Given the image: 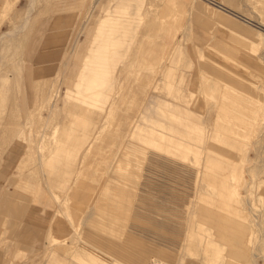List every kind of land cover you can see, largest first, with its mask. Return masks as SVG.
Segmentation results:
<instances>
[{
    "label": "rangeland",
    "instance_id": "1",
    "mask_svg": "<svg viewBox=\"0 0 264 264\" xmlns=\"http://www.w3.org/2000/svg\"><path fill=\"white\" fill-rule=\"evenodd\" d=\"M152 257L264 264V0H0V264Z\"/></svg>",
    "mask_w": 264,
    "mask_h": 264
},
{
    "label": "crops",
    "instance_id": "2",
    "mask_svg": "<svg viewBox=\"0 0 264 264\" xmlns=\"http://www.w3.org/2000/svg\"><path fill=\"white\" fill-rule=\"evenodd\" d=\"M51 11H52V13L48 16L49 17V21H51L50 24H49V27L53 26V22L55 20H57L56 18H60V21H59L60 23H59V25L57 27H59V28L68 27V24H66L65 22L68 21V17L71 14V10L70 9H57V10H51ZM170 20H172V21L168 22V28L175 27L176 23H178L177 20H173V19H170ZM98 97H99L98 93H94L93 94V98L96 99L97 103H98ZM88 105H89V101H86V107H88ZM82 106L83 105L81 104L79 106V109H81ZM82 140L83 139H81V141ZM81 141L78 140V143L80 144ZM129 149H131V150L128 153V156H127V158H128L127 162L128 163L124 167L126 169L125 172H127V175H125L126 179L123 178L122 181L118 182V183H120L119 187H122V188H125V189H126V186L128 184L130 185L131 183H133V181L136 182L135 179H134V172H135V168L137 166H135L136 162H134V161L135 160L140 161L141 160L140 157H142L143 161L141 160V162H143V166H144V163L147 162V158H149V157H147L148 152L152 153V151H150L149 149H145V148H141V147L140 148H136V147L131 146V147H129ZM149 166H150V164H149ZM182 167H185V165H182ZM212 170H214V168H212ZM119 171L120 170L117 169V174H119ZM206 176H207V172H206ZM207 179H209V181H210V178H207ZM16 195H18V194H16ZM105 195L108 198V202H106L105 205L103 206V210L105 211V213L108 216H110V217H112L113 215L115 216V214H118L121 211L120 208H121L122 204H120V201H122V200L120 199V195L117 194V196H116L113 193H110V191H109V193L107 192ZM15 198H16V196H15ZM30 206L31 205H28L27 209H29V208L32 209L33 213L28 211L29 212V213L27 212L28 215L32 216L35 221H37V222H39L41 224L42 223H46L47 222V216L45 215V217H44V216H42V215H40L38 213V209H39L38 205L34 204L31 207ZM21 213H25V207H23L22 212H20V214ZM17 215L18 214L14 215V216H17ZM113 229H114L113 226H111V228H108V231L110 233H112L111 235H114Z\"/></svg>",
    "mask_w": 264,
    "mask_h": 264
},
{
    "label": "bare ground",
    "instance_id": "3",
    "mask_svg": "<svg viewBox=\"0 0 264 264\" xmlns=\"http://www.w3.org/2000/svg\"><path fill=\"white\" fill-rule=\"evenodd\" d=\"M97 0H95V2H96ZM9 3V2H8ZM12 4V3H11ZM7 7V9H8V7H11V6H9V5H7L6 4V6H5V8ZM6 9V10H7ZM5 10V12H7ZM31 23H32V21H31ZM31 25V24H30ZM85 25L83 24V26L82 27H84ZM172 29V28H171ZM168 30H170V29H168ZM73 47H75V43H74V45H73ZM16 73H14V74H11L9 77H11L12 79L15 77L16 78ZM87 101V100H86ZM86 101L82 104L83 106L81 107V109H79V111L77 112V116H76V121L77 122H82V124H83V129L81 130V131H84V130H87V132H88V129H89V127L91 126V123H92V121H93V119H92V116H91V110L90 109H94L95 107L94 106H96L98 103H97V101H96V99H94V98H92L90 101H89V105H88V107H86ZM91 117V118H90ZM75 129V128H74ZM79 134V133H78ZM77 134V135H78ZM67 135V134H66ZM70 135H72V134H70ZM79 136V135H78ZM78 136H77V141L79 140V141H81V137L80 138H78ZM81 136H83V135H81ZM68 138L70 139V137L68 136ZM75 138V137H74ZM90 146L87 148V150H86V154L90 151ZM212 165H213V162L212 163H210V166L212 167ZM215 166V165H214ZM210 169V168H209ZM212 173V172H211ZM207 176H208V178H212V177H210V174L208 173L207 174ZM206 176V177H207ZM216 176V175H215ZM197 177H198V172H197ZM228 206V205H227ZM131 242H133L135 245H140V243H141V247H143V244H144V241L143 240H141V239H139V241L138 240H136V239H133ZM160 252H162V251H160ZM163 253V252H162ZM139 257H140V259H142L143 257H146V254L142 251L140 254H139ZM155 259H157V258H155V257H152V258H149L148 259V261L146 262V264H150V261H155ZM143 260V259H142ZM144 260H145V258H144ZM157 260H159V261H161L160 259H157ZM161 262H163V263H165V264H169V263H167V262H165V261H161ZM152 264H155V262H152Z\"/></svg>",
    "mask_w": 264,
    "mask_h": 264
},
{
    "label": "built area",
    "instance_id": "4",
    "mask_svg": "<svg viewBox=\"0 0 264 264\" xmlns=\"http://www.w3.org/2000/svg\"><path fill=\"white\" fill-rule=\"evenodd\" d=\"M152 262H155V264H165L157 259H155V261H150V264H152Z\"/></svg>",
    "mask_w": 264,
    "mask_h": 264
}]
</instances>
